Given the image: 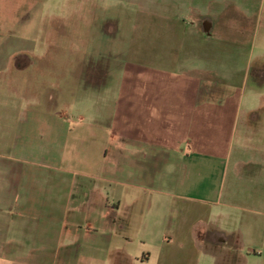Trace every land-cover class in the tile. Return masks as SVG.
Masks as SVG:
<instances>
[{
	"label": "rangeland",
	"instance_id": "374dc122",
	"mask_svg": "<svg viewBox=\"0 0 264 264\" xmlns=\"http://www.w3.org/2000/svg\"><path fill=\"white\" fill-rule=\"evenodd\" d=\"M168 70L225 88L234 135L213 105L159 92L152 74ZM130 105L142 143L209 154L167 164L127 144ZM0 163L42 228L54 211L61 224L138 199L123 232L135 264H264V0H0ZM7 186L0 175L1 201Z\"/></svg>",
	"mask_w": 264,
	"mask_h": 264
},
{
	"label": "crops",
	"instance_id": "0c3cea01",
	"mask_svg": "<svg viewBox=\"0 0 264 264\" xmlns=\"http://www.w3.org/2000/svg\"><path fill=\"white\" fill-rule=\"evenodd\" d=\"M173 74L169 70L152 74L156 78L153 80L160 86H158L160 89L158 91H170L172 96L182 105L184 111H186V108H192L194 111L196 106L213 105L215 112L219 114H216V121H218L219 116L222 121L224 119L233 136L237 110L232 105L231 98H228L223 104H219L210 99L211 96L208 92L203 93L200 88V81H191L187 73L184 72L176 76ZM121 107L119 109H122ZM135 110L141 113L147 112L143 109ZM132 111H134V108L130 105V122L132 124L127 144H138L139 146L143 143L148 144V147L156 154L155 160L168 164L171 158H179L186 165V159L190 158V154L203 156L209 154L207 151L193 149L188 155L183 149L165 147L163 141L159 139L150 142L144 140L145 142L143 141L142 143L140 132L143 121L140 117L133 115ZM138 121L139 123L141 122L140 126L137 127V129H140L139 131L134 127V122L139 124ZM231 154V152L227 154V159L231 157ZM134 167L135 169L137 168L135 165ZM133 173L136 179L139 172ZM0 175L6 180L9 195L15 196L14 201L11 200L12 197L10 196L8 201L3 198L1 201L0 198V264H135V261L139 260L138 257L132 256L127 250L129 247L134 246V240L123 234V232H128L132 223L129 218L130 210L139 204L138 199L133 204H126L122 203L121 195L117 194L114 198L108 196L105 197L103 203H93L88 210L68 209L65 215H69L70 220L68 221L66 218L61 224H59V219L54 216V211L50 213V217L46 218L44 228H42V219L39 218L41 213L28 216L25 210V213L22 210H18L19 207L26 208L25 203L23 206L19 205L23 184L13 183L15 175L12 174L6 164L0 163ZM19 176H25L23 170ZM144 177L148 176L144 175ZM129 187L145 189L136 183V180ZM2 190L4 194L5 189L3 188ZM113 190L117 193L119 192L115 187ZM17 200L18 203H16ZM114 204L116 205L114 206ZM50 208L52 207L50 206ZM212 232L223 234L218 231L206 230L198 235H201L204 241L206 236ZM195 237L197 239L196 233ZM32 243L33 247L30 248ZM37 244L40 247L35 248Z\"/></svg>",
	"mask_w": 264,
	"mask_h": 264
},
{
	"label": "flooded vegetation",
	"instance_id": "af4514ba",
	"mask_svg": "<svg viewBox=\"0 0 264 264\" xmlns=\"http://www.w3.org/2000/svg\"><path fill=\"white\" fill-rule=\"evenodd\" d=\"M33 1H39V2H41L42 0H33ZM200 25H201V28H202L204 34L207 37H211L213 23L212 22H208V21H204V22H201ZM184 73H187L188 74V72H185V71H184ZM200 88L202 89L203 93L208 92V94L211 96L210 99L212 101H215V102H217L219 104H223L228 98H231L232 97L231 94H228V95H226L224 97L225 94H223V92L225 91V88H223L222 86L221 87H218V84L217 83H213V82L203 83V82H201V87ZM222 96L225 98L224 100L222 99L223 98ZM222 236L223 235L220 234V233L215 234V233L212 232V233H209L206 236V238L204 239V241L207 242V241H213V240H215L216 242L223 243L225 241V238H223Z\"/></svg>",
	"mask_w": 264,
	"mask_h": 264
}]
</instances>
